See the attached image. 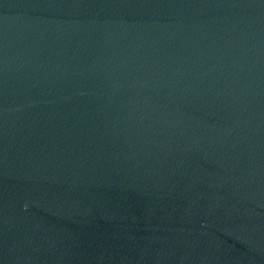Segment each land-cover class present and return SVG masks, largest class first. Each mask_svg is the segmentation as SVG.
Segmentation results:
<instances>
[{"label": "water", "instance_id": "water-1", "mask_svg": "<svg viewBox=\"0 0 264 264\" xmlns=\"http://www.w3.org/2000/svg\"><path fill=\"white\" fill-rule=\"evenodd\" d=\"M0 264H264V0H0Z\"/></svg>", "mask_w": 264, "mask_h": 264}]
</instances>
